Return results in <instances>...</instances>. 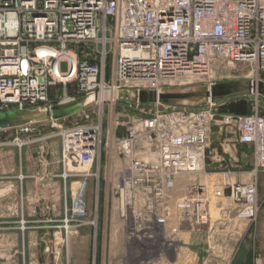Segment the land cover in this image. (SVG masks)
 Returning a JSON list of instances; mask_svg holds the SVG:
<instances>
[{
    "label": "built area",
    "instance_id": "2783aa9c",
    "mask_svg": "<svg viewBox=\"0 0 264 264\" xmlns=\"http://www.w3.org/2000/svg\"><path fill=\"white\" fill-rule=\"evenodd\" d=\"M236 64L264 81V0H0V111L49 108L95 95L91 105L120 107L111 190L125 264L171 262L181 247L169 243L187 245L181 238L186 233L203 236L209 252L214 223L256 219V182L197 178L205 174L210 108L118 98L121 89L158 93L178 77ZM221 122L232 124L238 141L253 147L254 170L264 168V105ZM102 132L100 116L59 132L84 149L60 174L66 203L52 226V249L58 234L67 244L79 228H97L86 192L91 178L98 186L93 164Z\"/></svg>",
    "mask_w": 264,
    "mask_h": 264
},
{
    "label": "rangeland",
    "instance_id": "374dc122",
    "mask_svg": "<svg viewBox=\"0 0 264 264\" xmlns=\"http://www.w3.org/2000/svg\"><path fill=\"white\" fill-rule=\"evenodd\" d=\"M61 68L62 70L66 68L65 63H62ZM251 79L253 80L256 78L249 74V67L245 64H236L235 67L221 65L216 68L215 72H211L208 75L198 76L197 78L196 76H181L173 79L164 87V91H168L174 95L175 98H173V103L171 104L195 109L210 108L213 114V126H223L224 130L228 133L235 134L236 131L232 124H223L221 121L227 116L235 117L250 112L256 103L264 105V81H258L255 90V87H251ZM260 79L264 80V76L262 75ZM232 80L240 83L237 91H232L226 96L213 99L205 97L204 93L209 88L210 84ZM251 88H254V90L251 91ZM59 91H61V88ZM167 104L170 103H164L163 107H166ZM118 109H120L118 104L109 102L104 103V105L89 104L79 113H74L64 118L31 121L14 126L1 127L0 171H18L21 164L16 157H18V154L24 155L25 151L37 160L35 167L38 166L39 169H52L53 158L59 157V165L61 167L60 174L64 169L69 170L71 161L78 158L80 151L76 150H83L84 148L81 147V143L73 144L71 138L67 137L63 139L59 132L64 129H69L76 124L91 120L96 121L98 116H100L103 125L101 153L99 159L93 164L94 169L98 170L99 182L96 187L95 180L91 178L88 182L86 192L90 216L96 215L97 217V228H92L95 234V243L93 244L94 247H92L95 252L99 250L98 236L100 235V230L105 226L106 235H108L109 238L112 237V240L108 238L109 243L107 244L106 250L111 253L115 251L117 254H122V259L125 264L126 258L124 257V253L126 246L124 243V231L117 217L115 198L111 190L113 174L115 172L112 158L115 148L112 141L113 133H115L114 120ZM134 113L140 115L138 112ZM85 115H88L89 118L87 119ZM106 141H108V146L104 144ZM9 152H11V155L16 159V162L13 164L7 162V159L4 158L6 153L9 154ZM197 178L212 183L220 177H209L199 174ZM240 181H254L257 184L260 209L256 219L249 222V224H257L251 231L250 237L253 238L257 253H260L262 258L260 261H256L255 264H264V168H259L250 177L244 174V177L240 179ZM61 183L62 210L59 217L60 219L63 217L64 204L66 203L65 183L62 178ZM179 189L178 195L183 196L182 189ZM216 210L212 213L214 218L218 217ZM57 223L54 222V224ZM231 223H234L235 230H239L243 228L244 221L235 219L231 221ZM219 234L220 233H218V235ZM225 235L226 234H223L217 237L216 234L214 238L215 242L213 241L214 244L212 243L214 249L209 250V252L205 251L202 254L200 251L201 248L199 249L197 246L192 248L189 246L190 248L187 249V245H180L181 248L179 249L178 257H182L184 261H186V264L198 261V259L199 262L202 263V261H204L203 258L208 259L207 264H213L214 261L223 260V258L227 256L231 246V240L228 238L230 235ZM243 235L244 231H242L240 235L236 234L234 241L236 240V242H238ZM225 237H227V239ZM181 238L184 242H190L188 233L181 235ZM55 244H57V246L59 245V247H55L57 251L62 246L65 249L68 247V243L66 244L64 242L60 234H58ZM200 247L202 246L200 245ZM111 253L109 255L110 257Z\"/></svg>",
    "mask_w": 264,
    "mask_h": 264
},
{
    "label": "crops",
    "instance_id": "0c3cea01",
    "mask_svg": "<svg viewBox=\"0 0 264 264\" xmlns=\"http://www.w3.org/2000/svg\"><path fill=\"white\" fill-rule=\"evenodd\" d=\"M4 158L11 164L16 162L11 152L6 153ZM16 158L21 164L18 171H0V264H25L29 261L39 264H124L122 254L106 250L112 237L106 235L105 226L100 230V248L96 252L93 248L95 234L89 226H83L69 236L67 249L63 246L58 251L52 249V226L60 221L62 210L59 157L53 158L52 169L49 170L35 167L37 160L27 151ZM204 169L203 176H218V180L227 178L235 181L242 179L244 174L250 177L255 172L253 147L239 142L236 133L230 134L223 126L214 125ZM231 221L212 225L216 227L213 232L217 237L229 234L231 240L227 256L213 264H255L260 261L261 255L250 237L257 224L244 221L243 228L235 230ZM242 231L241 240L234 241L235 235H240ZM189 238L187 249L197 246L201 248V254L207 250V241L203 236L190 234ZM203 259L202 263L198 259L189 264H207L208 259ZM158 264H186V261L177 255L171 262Z\"/></svg>",
    "mask_w": 264,
    "mask_h": 264
},
{
    "label": "water",
    "instance_id": "95a60500",
    "mask_svg": "<svg viewBox=\"0 0 264 264\" xmlns=\"http://www.w3.org/2000/svg\"><path fill=\"white\" fill-rule=\"evenodd\" d=\"M240 83L238 81H225L211 84L205 91V97L213 99L216 97H223L237 91ZM91 96H83L78 100L68 103L55 104L49 108L32 107L25 109H13L8 111H0V128L6 126H14L31 121L38 120H56L70 116L78 111H81L88 106L93 98ZM118 98L126 101H139L141 103H153L160 101L163 103L172 102L174 95L168 91L154 92L146 90L121 89L118 92Z\"/></svg>",
    "mask_w": 264,
    "mask_h": 264
},
{
    "label": "bare ground",
    "instance_id": "6f19581e",
    "mask_svg": "<svg viewBox=\"0 0 264 264\" xmlns=\"http://www.w3.org/2000/svg\"><path fill=\"white\" fill-rule=\"evenodd\" d=\"M190 77V76H189ZM197 78V77H196ZM260 81V80H259ZM262 81V80H261ZM250 83H251V87H255V90H256V85L258 83V80H250ZM251 90H253V88H251ZM169 248H172V249H175L176 247H181L180 244L176 243L175 241L174 242H170L169 245H168Z\"/></svg>",
    "mask_w": 264,
    "mask_h": 264
}]
</instances>
